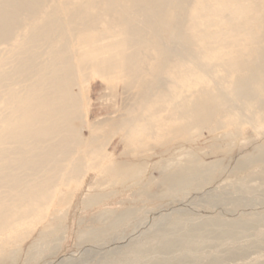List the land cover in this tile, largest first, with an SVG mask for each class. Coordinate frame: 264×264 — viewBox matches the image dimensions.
Returning a JSON list of instances; mask_svg holds the SVG:
<instances>
[{
  "label": "rangeland",
  "instance_id": "1",
  "mask_svg": "<svg viewBox=\"0 0 264 264\" xmlns=\"http://www.w3.org/2000/svg\"><path fill=\"white\" fill-rule=\"evenodd\" d=\"M100 32L104 49L124 36ZM96 34L71 36L87 62L74 86L82 170H64L50 204L0 239V264H264V107L211 129L192 83L132 106L139 85L85 51Z\"/></svg>",
  "mask_w": 264,
  "mask_h": 264
},
{
  "label": "bare ground",
  "instance_id": "2",
  "mask_svg": "<svg viewBox=\"0 0 264 264\" xmlns=\"http://www.w3.org/2000/svg\"><path fill=\"white\" fill-rule=\"evenodd\" d=\"M81 29L97 32L85 51L99 71L116 65L139 85L132 106L192 83L204 97L195 120L211 129L264 107V0H0V239L80 168L88 124L74 86L87 62L71 36ZM100 30L124 36L104 49Z\"/></svg>",
  "mask_w": 264,
  "mask_h": 264
}]
</instances>
